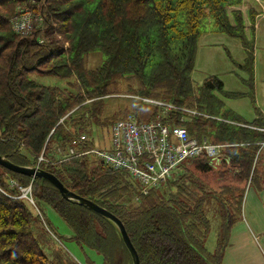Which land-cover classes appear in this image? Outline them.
Instances as JSON below:
<instances>
[{"label":"trees","instance_id":"1","mask_svg":"<svg viewBox=\"0 0 264 264\" xmlns=\"http://www.w3.org/2000/svg\"><path fill=\"white\" fill-rule=\"evenodd\" d=\"M33 1L36 4L0 0V156L11 163L30 167L43 150L50 158L58 145L70 143L77 132H86L94 125L108 127L128 115L140 121L157 118V108L128 98L125 100L130 105L123 114L104 119L102 101L109 95L159 100L245 123L224 112L220 99V95L239 98L240 94L224 92L216 76L207 77L196 89L191 78L201 26L211 19L216 32L241 43L245 56L239 68L248 73L247 82L252 87L254 40L247 31H254L257 12L251 8L242 11L245 0ZM22 3L40 18L28 37L17 35L10 25L16 7ZM97 51L105 60L96 69H88L86 57ZM31 73L59 78L69 90L38 85L29 79ZM88 100L92 101L86 103ZM61 118L64 120L59 124ZM160 121L183 126L197 139L245 145L227 149L224 161L216 168L206 158L187 161L178 167L177 176L145 195L127 172L101 164L91 168L93 162L87 158L64 162L57 170L47 164L41 168L71 192L117 217L139 264H221L230 229L241 217L243 187L258 144L264 142V132L205 118L184 123L176 112ZM251 123L264 128L260 112ZM87 144L92 146L90 141ZM257 163L261 167L262 160ZM258 168L253 171V185L264 181ZM211 173L217 185L221 184L217 189L204 181ZM9 178L22 186L32 183L37 204L56 211L70 227L76 244L99 254L101 264H132L110 221L64 200L44 179L32 180L1 167L0 264H75L58 250L57 242L30 207L21 199L11 198L18 192L10 187ZM210 213L217 215L220 223L213 251L205 245L211 229ZM86 264L94 263L87 260Z\"/></svg>","mask_w":264,"mask_h":264},{"label":"rangeland","instance_id":"2","mask_svg":"<svg viewBox=\"0 0 264 264\" xmlns=\"http://www.w3.org/2000/svg\"><path fill=\"white\" fill-rule=\"evenodd\" d=\"M263 4L260 0H245L244 5L240 7L242 11L251 9L258 10L262 9ZM247 15H245L246 17ZM247 26L248 21L245 19ZM200 37L197 43V53L195 60L194 71L192 72L191 78L193 87L198 88L204 79L209 76H216L223 83V91L229 93H238L241 96L239 98H225L220 95V99L224 104V112L229 111L232 114L238 116L240 121L251 123L257 118V111L260 112L261 117L264 118V21L261 24V28L257 33L247 31L249 38L254 40V65H253V76H252V87L248 85L249 76L248 73L240 69L239 66L244 63V50L241 43L237 39L229 38L224 34L218 33L214 30L213 21L211 19L206 20L200 29ZM213 37V38H210ZM66 44H64V48ZM105 57L101 52L97 51L86 57V65L88 69H96L104 62ZM29 79L41 86L46 87H58L65 88V91L69 90L66 83L56 77L40 75L37 73H31ZM122 86L123 83L121 82ZM116 93V91H112ZM92 100H88L86 103ZM130 101L125 98H120L117 95L109 96L104 98L102 101V118H113V114L118 116L123 114L124 110L129 108ZM230 120V119H229ZM110 127L91 126L88 130V138L94 141V145L97 148H104L108 146L110 140L109 134ZM92 144V146H94ZM264 147L260 152V158L264 155ZM54 159L57 161L59 157L54 152L52 154ZM91 162L90 159H88ZM261 160V159H260ZM258 164V163H257ZM260 166L256 165V168ZM94 168V167H92ZM253 168V167H252ZM180 173V169L174 170L172 177L177 176ZM214 173L205 176L206 184L214 189H217L221 184L218 185L214 179ZM247 182L244 184L245 188ZM19 187L18 186V190ZM30 187L29 197L33 200V204L23 196V193L17 189V198L23 200L28 207L37 216L38 210L41 211L45 218L47 228L59 238V241L55 243L58 250H63L75 264H86L89 260L94 264H101L102 257L86 248L81 249L76 242L73 240V235L70 227L64 222V220L54 211L50 206L44 204L37 205V199L34 196L32 183L24 188ZM252 186L250 189L252 190ZM212 213V212H211ZM210 213L211 229L206 238V247L209 251H213L216 245V238L218 236L219 222L216 216H212ZM41 221L42 218L37 216ZM45 228V225L43 224ZM46 229V228H45ZM54 235V236H55ZM57 239V238H56ZM53 241V240H52ZM54 242V241H53ZM68 262V261H67Z\"/></svg>","mask_w":264,"mask_h":264},{"label":"built area","instance_id":"3","mask_svg":"<svg viewBox=\"0 0 264 264\" xmlns=\"http://www.w3.org/2000/svg\"><path fill=\"white\" fill-rule=\"evenodd\" d=\"M33 23L34 19L29 12H21L13 19V30L26 36L32 32ZM142 101L160 108L165 116L176 112L182 117L208 118L257 130L254 127L208 116L195 109L148 99H142ZM80 139L82 141L84 137L82 136ZM230 146L211 144L205 139L198 141L196 138L190 137L184 127H171L160 122L139 123L129 117L112 125L109 150H89L83 151L79 155L91 154L114 170L127 171L142 186L141 192L147 194L149 189L163 184L175 168L183 162L201 158L210 159L212 162L219 161L224 150ZM74 155H76L75 150L70 148L63 158L67 159ZM43 161L44 158L41 154L37 159V165ZM10 185L16 188L19 186L14 181H10ZM19 190L30 203H34L29 197L30 187H19Z\"/></svg>","mask_w":264,"mask_h":264},{"label":"crops","instance_id":"4","mask_svg":"<svg viewBox=\"0 0 264 264\" xmlns=\"http://www.w3.org/2000/svg\"><path fill=\"white\" fill-rule=\"evenodd\" d=\"M262 4V9H256L253 25L257 34L264 21V3ZM245 19L249 22L248 25L251 24L247 16ZM262 156L259 169L264 174V155ZM253 187L243 198L241 217L230 229L229 242L221 264H264V181Z\"/></svg>","mask_w":264,"mask_h":264},{"label":"water","instance_id":"5","mask_svg":"<svg viewBox=\"0 0 264 264\" xmlns=\"http://www.w3.org/2000/svg\"><path fill=\"white\" fill-rule=\"evenodd\" d=\"M0 167L9 171V172H12L15 174H20V175L26 176V177L31 178V179H36V178L44 179L58 190V192L60 193V195L62 196V198L64 200L75 202L78 205L83 206V207L95 212L96 214L102 216L103 218L107 219L108 221H110L117 228V230L121 236V239H122L128 253L131 257L132 264H139V258H138L137 252L134 249V247L130 241V238L127 234V231H126L124 225L113 214L109 213L107 210L98 206L94 202H92L88 199H85L83 197H80L79 195L71 192L70 190H68L63 185V183L61 181H59L53 174H51L49 172H46V171L41 170L39 168L24 167V166L15 165L2 156H0Z\"/></svg>","mask_w":264,"mask_h":264}]
</instances>
